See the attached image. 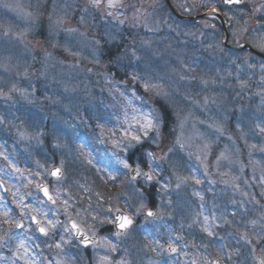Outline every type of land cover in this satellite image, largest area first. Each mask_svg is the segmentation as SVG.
<instances>
[{
  "label": "rangeland",
  "instance_id": "obj_1",
  "mask_svg": "<svg viewBox=\"0 0 264 264\" xmlns=\"http://www.w3.org/2000/svg\"><path fill=\"white\" fill-rule=\"evenodd\" d=\"M174 1L177 8L186 14L200 12L207 5L221 11L232 25V43H237L232 35L234 31L244 27L248 29L243 37L237 38V44L245 43L253 28L264 22L260 13L251 12L253 7H258L264 0H246L244 9L247 11L244 13L240 8L221 9L217 0ZM125 2L135 5L143 13L135 26L132 8L113 10L124 13L121 19L127 17L125 23L120 25L103 11L92 9L88 0H0V89L9 93V89L15 86L18 90L9 93L10 99L0 96V129H14L18 145L15 142L11 144L22 148L24 160H29L27 163L33 168L32 173L26 174L24 178L19 175L20 180L28 181L22 201L26 202L24 205L28 208L40 210L31 213L27 208L23 212L18 210V218L28 229L25 232H30L29 215L33 213L45 222L47 219L58 222L55 229H50L53 243H61V248L63 251L67 249L66 252L74 253L70 248L77 250L78 264H98L99 258L104 255L109 256L111 264H118L121 260H126L128 264H156L160 257L180 263L181 258L184 259L188 254L182 251L187 235L200 238V250L204 253L195 254L185 262L197 264L202 259L199 256L207 259L215 254L221 259L223 256L219 257V252L222 251L232 254L231 259H228L230 264H258L248 245L242 254L235 253V247L227 251L214 248V245L220 239H236L238 224L244 227V224L260 222L264 218V151H261L264 149V133L259 130L264 127V84L260 81L259 69L264 61L247 52L225 49L221 29L210 23L215 22L212 17L208 22H180L168 12L163 0ZM181 4L185 7L181 8ZM58 17L64 18V24L54 32L50 25ZM81 17L84 18L83 22ZM65 28H75L78 32L68 33L64 31ZM108 34L116 39L107 41ZM21 35L22 39H17ZM93 39L100 42L95 54L88 43ZM145 41L147 44L143 43ZM129 45H135L139 49L137 54L142 58L146 53L149 58L147 72L143 71V63L133 61V67L127 69L129 73L138 71L140 75L155 74L163 78L160 82L166 88L170 91L175 89L172 95L174 104L168 108L167 126L162 128V138L163 143L169 145L179 137L184 148H177L174 154L168 153L175 168L168 161H158L161 183L168 184L164 190L160 184L145 185L143 179L136 183L130 182L129 177L127 182L122 179L128 170L123 168L120 160L127 159L129 153L122 152L114 141L119 140L121 127H127L125 112L129 120L134 113L124 98L111 90L113 85L105 81L102 73L117 54V46H120L119 51L122 52ZM73 52L78 55H70ZM246 57L249 63L257 64V68L244 70L241 61ZM94 58L100 60L99 65L93 64ZM72 65L77 67L73 68ZM237 65L241 67L238 69ZM89 68L91 72L85 71ZM238 74L241 80L247 81L244 89L239 87L236 79ZM122 77L124 70L115 75L114 79L120 80ZM202 80L209 83L204 85ZM65 88L68 90L65 91ZM137 95H144L143 90L140 89ZM134 106L143 111L148 110L141 101H134ZM5 114L9 121L5 120ZM20 133L25 135L21 136ZM82 133L81 137L87 141L82 143L87 144L85 146L90 142L99 144L100 140H104L103 147L109 148L108 158L122 173L121 183H125L123 185L130 192L129 196L122 194L115 199L98 201L99 205L88 202V196L79 198V189L89 188L92 197L96 189L90 163H84L79 158L81 150L78 144L72 146ZM145 151L160 154V149L146 141L141 148L131 153L132 159L128 162L145 159ZM6 155L0 149L1 175V170L9 165ZM66 158L68 164L65 163ZM61 161L64 178L57 184L47 170L55 164L61 166ZM77 161L81 167L76 176L80 174L69 181L67 177L70 168L75 170ZM95 162L98 166V162ZM82 169H86L90 179L86 178ZM19 172L25 174L22 168ZM93 175V178L97 177V174ZM178 176H195L201 183L189 180L177 189L175 185ZM85 181L90 182L91 186L88 183L85 185ZM103 182L113 190L112 183ZM41 183L49 185L57 206L48 205L42 198L36 188ZM141 185L147 188V199L144 201L146 207L136 213L130 207H138L133 188ZM234 185H238V188ZM3 186L8 191L0 187V204L5 203L2 200L5 198L13 200L8 185ZM75 192H78V198L72 196ZM150 204L156 207L158 217L146 218L145 210ZM116 207L125 208L140 222L123 237L113 235L108 224L98 223L111 218L107 210ZM233 212H236L235 216ZM43 213H47V217ZM63 216H66L64 220L61 219ZM204 216L209 217L210 231L214 233L211 236L203 231ZM69 217L79 221L90 234L98 235L101 243L102 238L107 237L116 244V251L107 252L103 247L92 246L86 253L82 252L72 242L73 237L61 226L68 223ZM197 218L199 222L194 223ZM225 220L231 223H225ZM223 223L230 226L222 236L217 229ZM142 226L152 227L148 240L142 236ZM260 231L257 223L256 232ZM254 232L255 229L251 235L255 243ZM17 233L14 223L0 241V250L9 244L10 235ZM169 244L176 248L175 252H168ZM262 246L263 242L256 244V256H264ZM54 247L51 248V256L54 261H62L59 253L61 248ZM47 264L50 262L47 261Z\"/></svg>",
  "mask_w": 264,
  "mask_h": 264
},
{
  "label": "snow or ice",
  "instance_id": "obj_2",
  "mask_svg": "<svg viewBox=\"0 0 264 264\" xmlns=\"http://www.w3.org/2000/svg\"><path fill=\"white\" fill-rule=\"evenodd\" d=\"M225 3L228 4H237L241 5L243 3V0H224ZM89 6L94 10H101L105 13L106 16L112 17L114 20L118 22V24L123 25L125 23V19H121L120 17L124 15L123 12L119 11H113V10H120V9H127L132 8L133 9V25L135 26V23L143 16V13L140 12V9L137 8L135 5H129L126 4L125 0H88ZM181 8H184L185 5L181 4L179 5ZM87 10V9H86ZM215 11V10H214ZM251 12L253 14L260 13L261 14V20L264 21V3H261L258 7H253L251 9ZM146 19V18H145ZM84 18L81 17V22H83ZM64 24V18L58 17L55 21H53L50 25L52 31H58ZM147 27V25L145 24ZM64 31L68 33H77L78 29L75 28H65ZM248 29L246 27L241 28L239 31H234L232 33L233 38L236 40L237 43H239L238 37H243V33L247 32ZM81 36H83V33H80ZM17 39H22V35L17 37ZM116 39L115 36L112 34H108L107 41H114ZM106 41V42H107ZM89 43V46L92 47L93 53L95 54L96 50L99 47L100 42L98 40H92ZM144 44H147V41L143 42ZM247 44L254 48L258 49L259 52L264 53V22H261L258 24L257 27L253 28L252 32L249 33ZM119 47L117 46V54L114 56V58L111 60L110 65L106 67V70L102 73L104 76V79L107 83L112 84L113 88L111 89L114 92H117L121 97L124 98L126 101L128 107L132 109V112L134 113L129 120L127 116V111L125 112V123L127 124V127H121L120 129V138L117 141H114V144L116 147H119L122 152L129 153V156L127 159L120 160V163L122 164L123 168L127 169L128 172L126 175L129 176L130 182H135L138 179L142 178L145 185H155L160 184V187L162 190L167 189L168 184L167 183H161V178H159V169L160 164L158 161H168L169 165L173 168H175V163L168 158V153H175L177 148L183 149L184 144L182 143L181 139L177 137L171 144L165 145L163 143V133L162 128H166V116L168 114V108L174 104V101L172 100V91L169 90V88L165 87L164 83H161L160 80L163 79L161 77L155 76V74H148V75H140L138 71H132L129 73L127 69L129 67H133V61H137L140 63H143L145 65L143 71L147 72L149 68V58L147 56V53L142 58L137 54L139 49L135 47V45H129L128 47L124 48L122 52L119 51ZM209 47H212L211 45ZM218 48L219 45H216ZM241 48H244V44H240ZM50 55V54H48ZM70 55L76 56L78 53H70ZM233 64H235V61H232ZM94 65H99L100 60L95 59L93 60ZM241 65L243 66L244 70H251L257 68V64L255 63H249V59L246 57L241 61ZM241 65H237V68L239 69ZM73 68H76V65H72ZM113 68L116 69L115 72H113ZM260 69V81L262 84H264V64L259 65ZM121 70H124V77H122L120 80H115V75H118ZM87 72H91L92 69H85ZM191 71V70H190ZM43 75V73H41ZM231 75V73H229ZM181 79H188L187 77H181ZM239 87L241 89H244L247 87V81L241 80L239 78V74L236 77ZM202 84L207 85L209 81L202 80ZM212 83H215V81H212ZM170 87V86H169ZM142 89L144 95H137V92ZM68 89L65 88V91ZM18 91L15 86L9 89V93ZM9 93L3 92L2 89H0V96H4L5 98L10 99ZM23 95V93H22ZM134 101H141L144 108H147V111H143L141 108H137L134 106ZM155 105V106H154ZM158 106V107H157ZM177 117L179 118V113H177ZM2 122V121H0ZM181 127L183 126V120L180 121ZM261 133H264V127H261L260 129ZM21 136H24V133H20ZM148 142L149 144L153 145L155 148L160 149V154L157 155L155 151H145L143 153V156L146 157L145 159H141L139 162H133L129 163L128 161L132 159L131 153L141 148L145 142ZM255 148V145L252 146ZM166 149V151H165ZM261 151H264V149H261ZM223 155V154H222ZM135 164V166H134ZM155 164V167H152V165ZM142 165V166H141ZM63 161H61V167H55L52 169L47 170L48 175L52 178H54V182L57 184H60L64 178L63 170ZM147 169V170H143ZM110 178H113L111 174H109ZM264 179V177H262ZM189 180H193L196 184L201 183V181L195 177H177V183L175 187L177 189L180 188L181 184H186ZM234 187L238 188V185H234ZM36 188L39 192L43 193V196L47 198L48 201H50L52 204L56 203V199L53 197V195L50 194L49 188L47 185L37 184ZM5 192L8 191V189H4ZM133 195L137 201L138 207L130 205V207L133 208V211L136 213H140L145 207L146 204L144 201L147 199V188L144 187V185H141L139 188H133ZM196 195H200L198 192ZM244 195H247V193H244ZM201 199L203 197L201 196ZM67 204V201L64 202ZM17 207H21V210L23 212L24 209H28V212L31 213L33 211L39 212L40 210L37 209H30L27 205L23 204V201L17 205ZM7 211L6 210V219L3 221L5 224L13 223L12 219L10 217H7ZM107 212L109 213L111 218H106L105 220H100L98 223L100 225L108 224V225H114L116 228L115 235L116 237H122L127 235L128 230L131 228L133 224L132 218L127 215L123 210L117 208L115 209V212L113 214L112 209H108ZM44 217H47V213H43ZM158 212H153L152 210H148L145 213L146 218L147 217H158ZM199 215H203L200 213ZM233 216L236 215V212H233ZM29 218L34 222L36 226V231L41 233L43 236H49L50 229H55L57 227L58 222H54L51 219H47L46 222L44 220H41L37 217V215H29ZM95 220L96 218L93 217ZM194 223L199 222L198 218L193 221ZM203 231L207 232L209 236L213 235L214 233L210 231L209 226V217L204 216L203 217ZM225 223H231L230 221L225 220ZM257 221H251L248 224H244V231H240L237 229L236 235L239 237L240 241H243L245 245H248L250 247V252L253 256L254 260H258V264H264V256L257 257L256 256V244H260L261 242H264V218L259 222V228L260 233H256L255 235V243L254 238L251 235L252 230L257 226ZM15 226L17 228H23L24 225L19 223L18 221L15 222ZM65 231L70 235L75 237L78 240L79 244H93L98 247H103L107 252H114L116 251V244H114L111 240H109L107 237L102 238L103 243H101V240L99 239H89L88 234L83 231L81 226L75 221L72 220L71 217H69V221L67 224L61 225ZM61 241L63 242V237H61ZM49 247H53V245H48ZM55 248L60 249L62 247L61 243H57L54 245ZM162 247V246H161ZM169 250L172 252L176 251V248L173 247L171 244H169ZM262 250H264V246H262ZM23 253L22 255H18V259L25 260V264H37L35 260H32L29 262L25 259V257L28 256V251L26 248V244L24 241H21L19 243V247L17 249V253ZM227 259H231L232 254L226 253L225 254ZM13 264H15V261H13ZM50 264H59V262H50ZM98 264H111L110 258L108 255H104L99 258ZM118 264H128L126 260H121L118 262ZM207 264H221L220 259H214L209 260Z\"/></svg>",
  "mask_w": 264,
  "mask_h": 264
},
{
  "label": "trees",
  "instance_id": "obj_3",
  "mask_svg": "<svg viewBox=\"0 0 264 264\" xmlns=\"http://www.w3.org/2000/svg\"><path fill=\"white\" fill-rule=\"evenodd\" d=\"M205 8H206V7H205ZM205 8H204V9H205ZM228 226H230V225H225V224L223 223L222 225L218 226V229H217V230H219V231L221 232L222 236H223V235L226 234ZM238 226H239V230H245V228L242 227L241 224H238ZM254 229H255L254 235H256V233H257V232H256V227H255ZM217 230H216V231H217ZM203 236H204V235H203ZM199 239H200V238L197 237V236L194 237V239H193V237H190V241L192 242V245H195V246L198 245ZM222 240H223V245L220 243V242H222ZM229 241L232 242V243H229ZM216 243H218V244L220 243V244H219L220 248L223 249V246H224V249L227 250V251H228V250H229V251H232L233 248L235 247V248H236V252H235V253H240V254L243 253V252H242L243 249L246 250V248H247V245H245V244L243 243V241H240L238 236L236 237V239H235V237H234V238H226V240H224V239H220V240H218ZM237 244H239V246H238ZM263 244H264V242H263Z\"/></svg>",
  "mask_w": 264,
  "mask_h": 264
},
{
  "label": "water",
  "instance_id": "obj_4",
  "mask_svg": "<svg viewBox=\"0 0 264 264\" xmlns=\"http://www.w3.org/2000/svg\"><path fill=\"white\" fill-rule=\"evenodd\" d=\"M166 3L168 4V6L170 7L171 11L180 19H183V20H197L198 18H205V17H208V16H216L217 18H219V20L221 21V23L223 24L224 28H225V45L228 46V33H227V30H226V27H225V23L223 21V18L218 14V13H215V12H208V13H205V14H202V15H199L197 17H184L182 15H180L176 10L175 8L173 7V5L171 4L170 0H165ZM234 49H237V50H242L243 48H241L240 46H234L232 47ZM245 48V47H244ZM252 52H254L255 54L261 56L264 58V55L261 54V53H258L254 50L251 49Z\"/></svg>",
  "mask_w": 264,
  "mask_h": 264
},
{
  "label": "bare ground",
  "instance_id": "obj_5",
  "mask_svg": "<svg viewBox=\"0 0 264 264\" xmlns=\"http://www.w3.org/2000/svg\"><path fill=\"white\" fill-rule=\"evenodd\" d=\"M233 154V153H232ZM234 155V154H233ZM233 155H231V158L233 157Z\"/></svg>",
  "mask_w": 264,
  "mask_h": 264
}]
</instances>
